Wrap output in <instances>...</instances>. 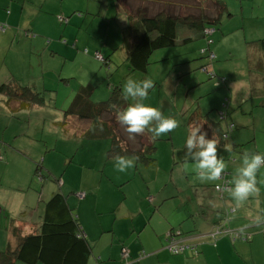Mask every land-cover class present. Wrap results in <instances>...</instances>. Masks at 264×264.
Here are the masks:
<instances>
[{"label": "crops", "instance_id": "crops-1", "mask_svg": "<svg viewBox=\"0 0 264 264\" xmlns=\"http://www.w3.org/2000/svg\"><path fill=\"white\" fill-rule=\"evenodd\" d=\"M114 2L119 3L118 0H0V86L2 84L26 86L42 92L44 97V104L25 106L18 100L6 102V96L0 92V210L1 205L6 210V214L0 212V250H4L10 240L14 242L10 233L13 226L22 232H28L38 228L42 222L41 219L40 222L35 223L28 217L25 208L27 202L18 203L22 202V199H17V204L12 207L6 206L7 201L15 195L14 191H18V189H10L14 191L12 193L9 191L7 198V192L3 191L2 185V180L6 179V170L12 166L19 169L22 166L33 165L28 158L23 157V155L27 157L23 148L18 150L19 153L10 149V146L13 147L11 137L15 133L12 128L14 119H28L29 115L23 113L24 111L41 106L49 107L52 104L51 100L45 96V92L53 91L55 83L58 87L60 84L55 81V78L59 76L58 68L52 66L51 63L57 65V62L62 60L68 61L77 53L83 55L81 51L84 48L88 50L89 54L91 52L89 42L93 37V29L99 25V29L104 30L105 35L110 29L115 16L111 17L108 14L111 12V4ZM224 3L229 11V17L236 16L237 12L239 15H244V5L252 11L255 8L259 9L257 23L262 24L261 30H259L260 36L251 40V47L249 46L248 50H253L258 59L257 62L260 63L257 67L261 66L264 62V53L259 47V43L261 39H264V0H224ZM117 6H121L120 3ZM77 9H84L85 14L82 15L81 12L76 14L74 11ZM238 9L240 10L238 11ZM101 10L107 14L106 18L99 15ZM89 11H92V14ZM122 12L126 17V11ZM60 18L66 19V22L60 21ZM119 22H122L120 28L125 27L128 22L127 17L120 19ZM48 38L51 40H47ZM63 38L64 40L61 42ZM29 40L31 50H37L38 60L43 63L42 69L37 72L33 66H30L34 68L33 72L29 71L28 74L26 72L21 73V70L15 72L11 63L6 62L9 55L7 44L11 47L19 46L24 41ZM95 47L98 49L96 55L102 53L103 58L110 57L106 70L100 68L94 72L89 78V83H87L97 86L96 92L98 90L99 93L95 96V92L91 100L98 102L109 96L108 84L115 72H112L110 64L114 63L116 48L105 49L99 44H96ZM123 56L125 60V54ZM249 56L247 55V57ZM102 66L104 65L102 64ZM63 68L62 66V72ZM64 79L66 80V78ZM251 79L253 93L257 89L255 83L257 85L259 83L264 89V73L257 77L252 76ZM248 89H250V85H248ZM103 96L105 98H102ZM261 102V106L251 107L249 113L251 117L254 114L264 116V99ZM235 104H237V100L234 102ZM238 106L242 111L243 102ZM67 107L59 108L58 115L53 117L57 119L63 130H76L91 142L102 141L88 139L86 132L92 128V121L82 120L74 115L65 116L64 111ZM246 111L247 108L243 114L247 115ZM201 113L202 111H200ZM44 115L46 114L44 113ZM221 115L224 116L222 119H225V114ZM211 119L215 120V118ZM231 125L234 126L231 144L226 145L227 137L223 140L224 147L229 150V157L224 160L226 169L220 180L202 182L194 163L175 162L172 150L170 153L172 168L169 174H164L161 182L156 179L155 194L145 192L142 195V192H139V198L133 208L126 205L127 202L134 200L137 196V194L134 197L128 195L127 184L132 178L128 177L124 182L118 183L111 180L108 195L116 194V198L110 201L101 197L103 195V192H100L102 180L96 182L94 187L90 183L88 189H92L91 196L97 194L91 201L96 209L98 208L106 214L107 223L103 224L101 228L95 227L99 239L96 244L100 245L101 249L96 252L92 249L93 252L91 251L88 264H264V226H258L255 223V217L264 213V167L257 174L258 193L250 196L239 207L231 199L227 190L220 193L216 189V186L221 185L224 180L228 182L232 179L242 157L237 155V151L242 150L240 146H243V143L241 142H245L241 140L243 135L241 132L249 130V128H245L247 123L243 127L239 124L241 129H238L237 132L235 131L238 127L237 124ZM223 129L225 128L223 127ZM22 130L24 127L21 128ZM250 146L246 147L248 152L264 153V130L260 133L254 131ZM232 151L235 154L230 156ZM106 159H108L107 151ZM138 167L141 166H138L135 160L134 170L136 172L139 171ZM159 168L162 170V164H159ZM173 173L174 175H172ZM148 176L150 184L154 183L155 180L152 176L150 174ZM62 185H59L58 189L62 194H66L67 192L61 189ZM121 185L124 186L121 187ZM120 188L124 191L122 195L119 193ZM65 196L69 207L72 208L71 205L74 204L71 200L75 202V197ZM86 196H82V198H86ZM72 209L75 210V208ZM78 218L80 220L79 213ZM116 224H118V229L115 227ZM222 224L224 231L211 236L210 233L215 231L216 226ZM170 231L180 232L181 239L191 244L195 250L190 247L181 254L170 253L165 241V236ZM110 232V236L106 235ZM234 233L246 235L247 239L235 238ZM123 251L127 252V256L124 258L122 257ZM194 251L198 253L195 254Z\"/></svg>", "mask_w": 264, "mask_h": 264}, {"label": "rangeland", "instance_id": "rangeland-1", "mask_svg": "<svg viewBox=\"0 0 264 264\" xmlns=\"http://www.w3.org/2000/svg\"><path fill=\"white\" fill-rule=\"evenodd\" d=\"M118 1L122 7L117 6L119 3L114 2L115 6H113L114 3L111 4L112 9L108 15L115 17L108 33L105 35L104 30L99 29V25L93 29V37L89 42V48H91L89 54L88 50L84 48L85 51L84 49L81 51L83 55L77 53L68 61L62 60L57 62V65L51 63L52 66L58 68L59 76L55 78V81L60 84L58 87L55 83L53 91L45 92V96L51 100L52 104L49 107L41 106L24 111L23 113L29 115L28 119H14L12 128L15 133L11 137L13 147L10 146V149L19 153L18 150L23 148V152L27 154V157L25 155L23 157L28 158L33 165L22 166L19 169L12 166L6 170V179L2 180L3 191L7 192V198L9 191L11 193L14 191L10 189H18V191H14L15 195L7 201L6 206L12 207L17 204V199H22V202L18 203L27 202L26 213L35 223L42 219L45 202L53 193L60 192L59 185L63 184L61 189L67 192L63 194L76 199L75 202L71 200L74 204L71 207L75 208L74 211L77 215L80 214L82 228L88 240L95 242H90L95 252L101 249L100 245L96 244L99 239L95 227L101 228L103 224L105 225L107 216L103 211L94 207L91 199L97 194L91 196L92 189H88L90 183L94 187L96 182L102 180L100 192H103V195L101 197L110 201L116 198V194L108 195L111 180L118 183L124 182L128 177L132 178L127 184L128 195L134 197L137 194V196L134 200L126 203L131 208L136 204L139 192H142V195L145 192L155 194L156 179L161 182L162 176L169 174L172 168L170 164L171 151L185 144L188 136V128L185 124L193 110H197L199 113L202 111L203 115L209 114V117L219 121L226 130L230 124H237V126L241 124L239 125L241 127L245 126V123L248 124L245 128H249V130L241 132V134L243 133L241 140L245 142H241L243 146H240L242 150L237 151L238 156H242L245 151H248L247 146L251 147L254 131L260 133L264 130V116L262 114H254L253 117L249 115L251 107L261 106V100L264 99V89L259 83L258 85L255 83L257 89L254 93L251 88L253 84L251 77H257L264 73V70L257 67L260 63L257 62L258 59L253 50H248L251 40L260 36L259 30H261L262 24L257 23L258 8L252 11L244 5V15H239L237 12L236 16L231 17H229V11L226 10L221 18V25H217L216 30L209 33L207 37L194 35L193 39L188 42L158 49L151 54L146 72H131L120 48L122 22L119 21L127 17L122 11L129 12L140 7V9H148L151 13L164 9L176 11L181 16H187L198 15L199 6L195 4V0ZM170 1L174 3L175 7L166 6ZM204 8L208 11L209 4H205ZM103 10L99 15L106 18L107 14ZM74 12L85 14L84 9H77ZM89 12L92 14V11ZM47 40H51V38ZM63 40L64 38L61 39V42ZM30 43V40L24 41L21 45L12 47L7 44L9 55L6 62L11 63L15 72L21 70V73L28 74L29 71L33 72L34 68L37 72L42 69L43 63L38 60V52L31 50ZM96 44L102 45L105 49L116 48L114 63L110 64L112 72L115 71L111 77V84L119 85L122 89L128 78L152 79L154 87L149 91L145 103L158 108L165 117H171L179 124L172 132L162 135L155 141L157 163L154 167H138L139 171L136 172L134 164L133 168L119 172L114 167V160L106 159L108 140L88 141L76 130H63L57 119L53 118L58 115L59 108L71 104V99L77 89L89 83V78L94 72L100 68L106 70V65L102 66L99 58L103 54L96 55L98 52ZM251 64L254 65L253 71L249 67ZM62 66L64 67L63 72L61 71ZM203 69H206L210 74L204 72ZM248 85H250V89H248ZM98 93L97 90L95 96ZM236 100L237 104L234 105ZM242 102L243 110L241 111L238 104H242ZM246 108L247 115L243 114ZM221 114H225V119L220 118ZM153 126H155V122ZM239 126L236 128V132L241 129ZM22 127L24 130L21 131ZM232 131L233 128L227 135V146L231 144ZM233 153L232 151L230 156ZM159 164H162L163 171L159 168ZM37 165H39V171L36 173ZM149 174L155 180L152 184H150ZM119 193L122 195L123 189L120 188ZM85 195H87L86 198H82ZM7 208L9 209V207ZM0 212L6 214L2 205ZM115 227L118 229V224ZM106 235L110 236L111 232ZM17 264L23 263L17 262Z\"/></svg>", "mask_w": 264, "mask_h": 264}, {"label": "trees", "instance_id": "trees-1", "mask_svg": "<svg viewBox=\"0 0 264 264\" xmlns=\"http://www.w3.org/2000/svg\"><path fill=\"white\" fill-rule=\"evenodd\" d=\"M173 4L170 1L166 6L175 7ZM195 4L199 6L198 15L181 16L176 11L164 9L151 13L140 7L126 11L128 22L121 28V49L131 72H146L154 51L188 42L194 35L205 38L216 30L217 25H221V18L227 10L224 0H195ZM205 4H209L208 11L204 8ZM259 47L264 53V39L260 40ZM101 62L108 66L110 57H102ZM252 64L249 67L253 71ZM259 69L264 70V62ZM108 86V98L98 102L91 100L97 86L87 84L80 87L64 111L65 116L74 115L82 120L92 121L93 126L86 132L87 137L91 140H109L107 160H113L117 156H132L136 158L138 166H154L157 162V147L151 140L150 133L146 130L143 134L136 135L135 140L129 139V133L119 124L116 115L118 110L127 107L129 101L123 99L119 85L109 83ZM0 92L6 96V102L18 100L25 106L44 104L43 93L26 86L2 84ZM100 124L103 125L102 131ZM185 125L189 132L193 126L199 125L209 138L218 141L217 155L224 160L228 159L229 150L223 145L227 131L219 121L193 110ZM185 151V144L174 149V161L194 163L186 160ZM38 171L39 167L36 168V173ZM10 233L14 242L10 240L6 248L0 250V264H88L92 251L78 215L69 207L66 196L61 192L52 194L45 202L42 222L38 228L22 232L13 226ZM168 233L175 234L181 244L191 247V244L181 239L180 232ZM240 238L247 239L246 235H240Z\"/></svg>", "mask_w": 264, "mask_h": 264}, {"label": "clouds", "instance_id": "clouds-1", "mask_svg": "<svg viewBox=\"0 0 264 264\" xmlns=\"http://www.w3.org/2000/svg\"><path fill=\"white\" fill-rule=\"evenodd\" d=\"M154 81L150 78L136 80L128 78L122 86L121 95L129 101L127 107L118 110L117 120L129 133V139L135 140L136 135L146 130L151 134V140L157 141L162 135L172 132L179 124L171 118L165 117L158 108L145 103L149 91L153 89ZM155 122V126L153 123ZM103 130V125H99ZM218 141L209 138L207 132L202 131L199 125L193 126L185 141V158L194 162L199 179L202 182L217 181L222 178L226 163L217 155ZM134 157L117 156L114 167L119 172H125L134 167ZM264 167V153L245 151L240 159L239 166L228 181L226 189L231 199L239 207L250 196L258 193L257 174ZM258 226H264V213L255 217Z\"/></svg>", "mask_w": 264, "mask_h": 264}, {"label": "built area", "instance_id": "built-area-1", "mask_svg": "<svg viewBox=\"0 0 264 264\" xmlns=\"http://www.w3.org/2000/svg\"><path fill=\"white\" fill-rule=\"evenodd\" d=\"M64 20V22H66V19L60 18V21ZM98 55V54H97ZM99 58L101 59L102 57L99 56ZM204 72L209 73L206 69H203ZM210 74V73H209ZM224 117L221 115V118ZM232 125L230 124L228 127V130L226 135L224 136L225 138L227 137L228 133L231 131L232 129ZM229 187L228 182L226 180L223 181V183L221 185H217L216 189L220 192V193H224V191ZM224 231V226L222 225H218L215 228V231L210 233L211 236H215L216 234L223 232ZM241 234L239 233H234V237H240ZM166 242H167V248L170 251V253L172 254H181L182 252H184L186 249L189 248L188 245L185 244H181L180 241H178L177 237L175 234H167L166 235ZM192 250H195L194 247H191ZM195 254H197V251H194ZM127 256V252L123 251L122 252V257H126Z\"/></svg>", "mask_w": 264, "mask_h": 264}]
</instances>
